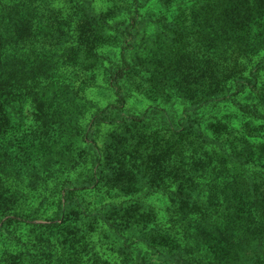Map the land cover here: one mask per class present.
Instances as JSON below:
<instances>
[{
	"label": "trees",
	"instance_id": "16d2710c",
	"mask_svg": "<svg viewBox=\"0 0 264 264\" xmlns=\"http://www.w3.org/2000/svg\"><path fill=\"white\" fill-rule=\"evenodd\" d=\"M110 2L0 0V131L29 107L42 168L81 152L45 222L0 203V264H264V0Z\"/></svg>",
	"mask_w": 264,
	"mask_h": 264
},
{
	"label": "rangeland",
	"instance_id": "374dc122",
	"mask_svg": "<svg viewBox=\"0 0 264 264\" xmlns=\"http://www.w3.org/2000/svg\"><path fill=\"white\" fill-rule=\"evenodd\" d=\"M110 4V0H93V7L99 13L107 11L110 8ZM68 72L69 70H67ZM77 74L78 77L74 86L79 88H82L81 80L85 82L86 80L91 81L94 76L93 74L85 75L79 72ZM80 94H83L85 99L95 102L97 106H105L109 98L104 89L100 90L98 88H90L80 92ZM136 105L146 108L148 103L143 101L142 103L138 102ZM29 111L30 108L28 107L21 114L10 112L5 116L3 130L0 131V203L9 202L8 199L12 197L11 193L17 190L19 195L17 196L18 199L15 200H18V203L22 205V213L27 215L26 218L31 220L36 217L45 222V219L52 216L50 214L55 210V205L58 203L60 190L71 179L73 172L70 168L77 160L76 155L80 156L81 152L74 150L71 157L66 159L65 162L58 161V157L53 153L51 156L53 162L49 167L44 166L42 168L41 162L38 161L42 159L39 157L42 153L40 144L41 140H45L46 137L43 135L37 122L30 120L27 116ZM89 117L90 114H87L83 123L84 126L88 122ZM105 131L107 129H103V135ZM57 151L58 149L56 153ZM28 163L33 164L34 171H28ZM22 164H26V167ZM81 178H84V176H79V182L77 181L76 186H81ZM75 195L79 202H82L89 208L102 204H119L127 200V198L121 197L116 192L109 191L105 187L82 190L75 192ZM12 199L10 202L15 201ZM162 201L160 198L152 200L154 204L165 210ZM26 235L27 239L23 240L26 245L36 243L34 235L39 239H43L44 236L38 235L37 231L34 235ZM27 248L32 255L35 254L34 248L31 246ZM15 249V242L11 241L8 235L4 233L0 234V255L3 252H11ZM34 257H37L40 264L42 261H45L42 256V261L39 256L35 255Z\"/></svg>",
	"mask_w": 264,
	"mask_h": 264
}]
</instances>
